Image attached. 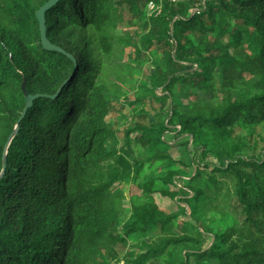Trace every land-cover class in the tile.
<instances>
[{"label":"trees","instance_id":"obj_1","mask_svg":"<svg viewBox=\"0 0 264 264\" xmlns=\"http://www.w3.org/2000/svg\"><path fill=\"white\" fill-rule=\"evenodd\" d=\"M49 1L0 0V174L19 123L0 177V264H264V0H58L46 39L73 61L42 48L35 14ZM124 15L130 33L117 32ZM151 53L158 64L143 69ZM119 71L136 102L159 106L123 129L108 120L133 104ZM23 82L40 98L21 119ZM178 84L204 99L179 109ZM146 151L169 166L122 225L123 186L139 182ZM206 208L230 225H205Z\"/></svg>","mask_w":264,"mask_h":264},{"label":"rangeland","instance_id":"obj_2","mask_svg":"<svg viewBox=\"0 0 264 264\" xmlns=\"http://www.w3.org/2000/svg\"><path fill=\"white\" fill-rule=\"evenodd\" d=\"M152 11L149 12V14ZM130 16L124 15V20L120 25L118 26L117 32L118 33H130L134 29L131 28L129 25ZM133 22V20H132ZM234 51H231V54H233ZM155 53H151L150 55H143L140 65L143 69H149V68H155V65L158 64V60L154 56ZM118 60L121 63L126 62V52L124 54H120ZM133 64V63H132ZM135 65V64H133ZM136 66V65H135ZM119 74L122 76V78L119 80L118 84L124 87V90H126V93H131L133 95V98H131L130 103H133L132 105L123 106V110L121 114L114 115L112 117H109L108 120L112 122L114 127L123 129L127 126H129L133 121L134 114L143 111L147 113L150 117H153L156 112L159 110V106L155 103H151V105H142L139 102L135 101V96L140 91L137 84H135L131 77H126L127 73L124 71H119ZM131 97V96H130ZM205 93L198 92L196 88L189 87L188 85H181L178 84L174 87L172 91V104L177 106L181 110H186L188 105L194 101V100H201L204 99ZM170 108V101H167V104L165 106V110ZM153 119L154 118H150ZM150 120V121H153ZM241 132V130H240ZM243 132V131H242ZM241 132V133H242ZM169 135V134H166ZM164 136L165 141L167 140L169 144H172V140ZM140 145V144H137ZM172 151V157L175 161H180L184 163L185 165L188 164V159L184 158L186 156V150L184 148H175L172 146H169ZM138 149V148H137ZM141 161H146L145 169L142 172V176L139 179L138 183H132L127 186H123L125 190L126 195V202L124 203L125 206V215L121 219L122 225H129L133 221L132 217V207L134 205H141L143 203L142 193L140 189L141 184H146L150 181H154L155 186L160 185L159 180L164 177V169L169 166L168 162L163 161H156L152 160L150 158V153L146 151L143 155H139ZM179 175L182 177L189 178L190 175L193 173L192 168H188L187 170L185 168L180 167L179 165L175 166L174 168ZM139 193V194H138ZM156 203L158 206L162 209H172L173 204L171 201L167 198L160 197V195L156 194L154 195ZM214 208H206L201 212H198V217H200V220L209 227L214 228H227L231 221L228 216L221 217L213 210ZM228 215H233V210L227 211ZM235 217V215H234ZM180 219L176 220L177 225L179 224ZM153 232V231H152ZM140 237V235H134L130 242L131 244H134L135 241ZM128 246L127 245H120L118 247L120 255L127 251Z\"/></svg>","mask_w":264,"mask_h":264},{"label":"water","instance_id":"obj_3","mask_svg":"<svg viewBox=\"0 0 264 264\" xmlns=\"http://www.w3.org/2000/svg\"><path fill=\"white\" fill-rule=\"evenodd\" d=\"M58 0H51L49 2H47L43 7H41L35 14L36 16V19L38 21V24H39V32H40V37H41V45H42V48L43 50L45 51H52V52H58L60 54H63L65 55L66 57H68L71 61L74 60L73 56L66 53L64 50H62L60 47L58 46H55V45H52L48 42V40L46 39V22H45V12L53 5L57 2ZM21 90H22V93L24 95V98H25V107H24V111L21 115V119H23L25 117V113L27 111V109L32 105L33 101L34 100H37L40 98V96H30L28 95V93L26 92V89H25V82H23L21 84ZM58 96V93L53 95V96H48L47 98L50 99V100H53L55 99L56 97ZM18 125L19 123L16 124V128L15 130L13 131V133L11 134V136L9 137L8 139V142H7V145L5 147V153H4V156H3V170L0 174V177L4 175L5 173V162H6V152H7V148L12 140V138L14 137V135L17 133V128H18Z\"/></svg>","mask_w":264,"mask_h":264},{"label":"built area","instance_id":"obj_4","mask_svg":"<svg viewBox=\"0 0 264 264\" xmlns=\"http://www.w3.org/2000/svg\"><path fill=\"white\" fill-rule=\"evenodd\" d=\"M153 10V5L152 4H149L148 5V11L150 12V11H152Z\"/></svg>","mask_w":264,"mask_h":264}]
</instances>
